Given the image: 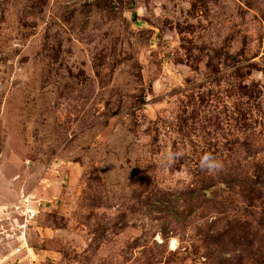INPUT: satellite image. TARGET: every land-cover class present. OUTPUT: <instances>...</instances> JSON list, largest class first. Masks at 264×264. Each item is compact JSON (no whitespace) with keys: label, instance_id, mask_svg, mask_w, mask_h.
<instances>
[{"label":"rangeland","instance_id":"rangeland-1","mask_svg":"<svg viewBox=\"0 0 264 264\" xmlns=\"http://www.w3.org/2000/svg\"><path fill=\"white\" fill-rule=\"evenodd\" d=\"M204 153L264 164V0H0V264H202Z\"/></svg>","mask_w":264,"mask_h":264},{"label":"trees","instance_id":"trees-1","mask_svg":"<svg viewBox=\"0 0 264 264\" xmlns=\"http://www.w3.org/2000/svg\"><path fill=\"white\" fill-rule=\"evenodd\" d=\"M234 169L223 168L219 175L202 172L194 186L181 195L187 214L200 220L195 227L200 234L202 264H245L250 260L264 264V232L260 227L264 213L257 216L264 196V164L251 161L241 171ZM233 202L241 207L229 214L225 204ZM171 218L176 224L180 222L177 214ZM176 224L169 231L165 227L160 230L161 244Z\"/></svg>","mask_w":264,"mask_h":264},{"label":"clouds","instance_id":"clouds-1","mask_svg":"<svg viewBox=\"0 0 264 264\" xmlns=\"http://www.w3.org/2000/svg\"><path fill=\"white\" fill-rule=\"evenodd\" d=\"M167 155L168 158L171 159L174 156L183 155V152H178V153L169 152ZM200 167L202 170H206L209 173L215 174L223 169V163L222 161L214 157L211 153H204V155L201 157L200 160Z\"/></svg>","mask_w":264,"mask_h":264},{"label":"built area","instance_id":"built-area-1","mask_svg":"<svg viewBox=\"0 0 264 264\" xmlns=\"http://www.w3.org/2000/svg\"><path fill=\"white\" fill-rule=\"evenodd\" d=\"M3 209L4 208L2 206H0V213L3 212ZM35 214H36V212H34L32 209H28V208H26L25 211H24V213H23L26 221L33 220V218L35 217ZM24 246H26V243L24 242V239H23L22 242H21V244H20V246H18L15 249V251L19 252Z\"/></svg>","mask_w":264,"mask_h":264},{"label":"water","instance_id":"water-1","mask_svg":"<svg viewBox=\"0 0 264 264\" xmlns=\"http://www.w3.org/2000/svg\"><path fill=\"white\" fill-rule=\"evenodd\" d=\"M136 15H137L136 11H132V13H131V19L133 21L136 19Z\"/></svg>","mask_w":264,"mask_h":264}]
</instances>
